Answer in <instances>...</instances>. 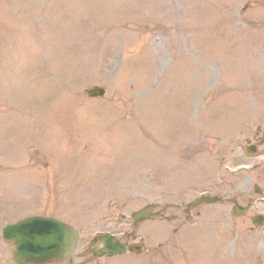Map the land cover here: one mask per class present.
Returning a JSON list of instances; mask_svg holds the SVG:
<instances>
[{"label": "rangeland", "instance_id": "obj_1", "mask_svg": "<svg viewBox=\"0 0 264 264\" xmlns=\"http://www.w3.org/2000/svg\"><path fill=\"white\" fill-rule=\"evenodd\" d=\"M201 1L210 7L200 0H19L15 21H3V31L0 21V228L28 212L59 215L81 230L83 247L107 228L104 214L129 213L151 201L171 206L166 213L174 214L182 207L173 206L204 192L223 199L192 208L193 219L171 236L179 242L172 239L146 260L264 264L256 235H239L244 218L222 219L230 209L224 199L241 203L240 193L264 177L244 153L254 120L264 115V53L254 48L264 42V15L254 7L238 14L239 0ZM128 3L133 8H124ZM93 4H108L104 16L117 11V18L91 21L85 9ZM196 12L203 18L194 19ZM67 13L83 14V21H67ZM14 22L21 37L8 26ZM56 34L70 39L57 43ZM224 47L230 49L218 59L204 54ZM175 56L185 61V72L167 76ZM240 69L247 73H232ZM96 83L106 88L102 97L83 94ZM175 105L178 111H167ZM42 135L61 142L39 146ZM23 140L36 144L18 155ZM262 178L256 183L263 189ZM232 222L237 236L223 230ZM161 223L145 221L140 228L153 242ZM10 255L0 235V261ZM116 264L146 263L125 255Z\"/></svg>", "mask_w": 264, "mask_h": 264}, {"label": "water", "instance_id": "obj_2", "mask_svg": "<svg viewBox=\"0 0 264 264\" xmlns=\"http://www.w3.org/2000/svg\"><path fill=\"white\" fill-rule=\"evenodd\" d=\"M102 92L103 90L97 87L88 90L90 95L102 94ZM214 199L205 196L206 201ZM2 232L7 239H16L17 243L13 244L12 248L17 254L24 256L25 259L21 262L68 258L72 254L76 239V232L51 218H32L16 225H8Z\"/></svg>", "mask_w": 264, "mask_h": 264}]
</instances>
